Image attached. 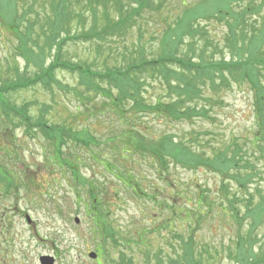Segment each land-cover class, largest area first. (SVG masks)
Wrapping results in <instances>:
<instances>
[{"label": "rangeland", "instance_id": "obj_1", "mask_svg": "<svg viewBox=\"0 0 264 264\" xmlns=\"http://www.w3.org/2000/svg\"><path fill=\"white\" fill-rule=\"evenodd\" d=\"M63 1L71 16L65 27L72 35L79 26L87 30L93 23L98 32L93 40L74 37L75 41L63 45L61 61L71 66L84 65L96 73L121 69L132 59H137L136 63L154 60L161 52V43H174L173 50L178 49L182 57H199L204 53L206 60L217 63L233 59L234 45L227 41V26L217 19L219 14L213 18L202 16L193 23L201 35H184L182 39L179 35L175 41L176 22L187 6H196L197 0H162L161 4L160 0H142L145 9L139 10L138 17L129 14L127 20L116 26L115 0L112 4L104 0L108 21L102 0ZM131 1L121 0V14L134 7ZM54 3L57 5L58 0H0V86L15 80L17 75L35 77L51 62L52 48L41 32L49 26ZM201 4L211 15L217 8L214 2ZM154 5L159 9L153 10ZM77 16L85 20L79 24ZM246 17L249 23L262 26L264 9ZM167 30L171 31V38L162 42ZM260 40L258 34L252 43L255 47L263 45L264 53ZM23 51L28 55L26 60L21 56ZM55 74L68 89H78V96H84L85 101L75 98L70 91L48 92L40 84L10 94L9 101L17 107L26 105L34 120L43 118L49 125L85 132L94 142L82 146L77 141L65 140L60 147L39 131L35 137L28 136L10 115L0 114V263L6 253L8 264H40L42 256L51 258L53 264H168L182 256V241L189 237H193L197 264H239L241 250L256 255L264 252V212L260 217L245 216L244 208L248 196H252L254 206L264 199V146L253 140V99L246 87L231 83L217 94L201 88L190 107L195 105L201 110L207 105V119H164L139 111L133 113L131 104L124 103V110L129 112L126 125L104 102L100 92L95 95V91L87 93L85 88L89 87L81 88L76 74L64 69ZM140 77L144 85L139 91L143 104L154 106L157 100L169 103L167 97L174 96L170 86H162L163 80L160 84L149 74L142 73ZM93 82L94 89L108 91L111 99L117 97L116 90H110L107 82ZM88 98L92 100L86 102ZM131 130L137 142H159L167 137L203 158L226 153L231 145L238 146L244 151L243 157L256 158L251 160L254 169L248 172L241 168L238 178L242 183L245 175L253 176L241 190L234 180L226 178L229 175L224 174L226 179L222 183V176L212 170H186L171 160L167 171L158 173L148 156L128 152L127 146H123L127 138L122 134ZM60 149L59 161L76 165L77 180L67 167L56 163L55 151L59 154ZM244 162L242 159L239 167ZM126 171L141 192L154 196L157 203L136 197L121 184L119 175ZM86 181L93 187L92 197L102 203L98 209L93 207L95 211L90 208V193L83 190ZM223 186L227 201L235 203L229 209L221 193ZM97 190L102 192L97 194ZM79 196L84 202L78 201ZM200 197L205 203L199 201ZM25 215L32 225H27ZM103 231H114L113 240H107L110 233L103 235ZM90 252L97 254L96 260L88 258Z\"/></svg>", "mask_w": 264, "mask_h": 264}, {"label": "trees", "instance_id": "obj_2", "mask_svg": "<svg viewBox=\"0 0 264 264\" xmlns=\"http://www.w3.org/2000/svg\"><path fill=\"white\" fill-rule=\"evenodd\" d=\"M112 4L113 0H109ZM151 1V0H148ZM197 0L196 6H187L182 11V18L179 19L176 26L177 37L175 41H178L179 35L181 39L184 35L193 36V34L201 35L200 31L193 28V23L203 16L213 18L214 14L218 15V20H222L227 26L229 36H227V41L232 43L234 46L233 49V59L231 61H221L220 63L214 62L213 59L206 60L204 56H179L178 49L173 50L171 43H161V52L154 60H141L136 63L137 59H132V61L126 62L121 65V69L106 70L103 73H96L92 71L89 67L84 65H74L64 63L61 61L62 58V47L67 42L75 41L74 37L77 40H93L98 37V32L95 31V23L92 24L90 29H85V26H79L77 33L72 35L71 30L68 29V23L71 19L70 12L66 9L65 2L63 0H58V3L52 4V18H50V23L48 28L45 31H42V37L49 40L50 47L52 48V58L51 62L48 63L45 67H42L35 77H17L15 80L5 81L0 86V114L1 115H10L13 120H16V123L21 125L26 134L30 137H35L36 132L43 133L48 140H52L56 145L60 147L65 143V140L77 141V144L82 146H88L94 142L93 139L89 138V135L85 132H75L70 128L64 126H54L49 125L43 118L33 119L30 117L26 105L17 107L15 104L9 101L8 96L17 91L27 89L31 86L40 84L47 90L52 93V89H57L59 92L67 94V91H70L74 94L75 98H79L81 101H85L84 96H78L77 92L74 89H68L66 86L62 85L56 77V71L59 69H64L69 71L71 74H76L79 78L81 88H85L87 93L95 91V95L100 92L104 102L108 104L109 108L123 121L126 125H129L127 122L126 115L129 116L124 110V103L131 104V110L133 113L136 111L143 112L144 114H154V116H161L164 119L182 118L185 121H189L192 117L201 116V118H208V108L207 105L201 110L194 105L193 101L195 97L198 96L200 89L205 88L208 93L217 94V91L221 88H226L231 83H235L237 87H246L252 94V106L255 118L256 130L254 131V142L256 145L264 146V53L262 52V46L259 45L255 47L252 43L257 39L258 34L261 35L260 43H264V20L262 21V26L252 24L248 22L249 14L260 13L262 8L264 9V0ZM53 2V0H52ZM105 2L101 1V7L104 9L105 20L108 21L109 15L106 11L108 8L105 6ZM114 2V1H113ZM133 6L129 12L125 15L121 14V0H115V8L117 12V20L115 26L121 22L123 19H128V15L137 16L139 15V10L143 11L145 7L142 5V0H132ZM145 2V0H144ZM155 3V0L152 1ZM163 1L160 0V4ZM213 2L217 4V8L214 10V13L211 15L203 9L205 6L201 3ZM152 3V4H153ZM156 4H158L156 2ZM238 6V8H234ZM155 9L158 10L159 7L154 5ZM189 8V9H188ZM135 13V15H133ZM76 20L79 24L84 21L80 16L76 17ZM108 24V22H107ZM252 24V25H251ZM47 25V24H46ZM33 28L32 25L28 26ZM43 27V26H42ZM10 30L14 31L12 27H8ZM118 28L117 30H119ZM80 30V31H79ZM79 31V32H78ZM169 31V30H167ZM14 33V32H13ZM171 31L166 32L163 35L162 42L164 40H169L171 38ZM176 36V35H175ZM40 38V37H38ZM173 41V40H172ZM37 46L38 43H33ZM191 45V44H190ZM192 46V45H191ZM189 46V47H191ZM35 45H32L34 48ZM40 49V47H38ZM189 49V48H188ZM41 50V49H40ZM171 50V51H170ZM42 52V51H41ZM139 55V53H138ZM21 56L28 58V55L25 51L21 52ZM143 57V56H142ZM197 58V62L196 61ZM140 59V58H139ZM224 60V59H223ZM142 73L150 75L151 79L162 82V86L165 85L173 91L174 96H168L169 103L163 104L161 100H157L154 106H149L143 104V101L140 99V90L143 89L144 85L141 80ZM33 75V74H32ZM94 81L98 82H107L110 90H116L117 97L113 99L109 98L108 91L100 90L98 88L94 89ZM140 95V96H139ZM173 99H170L172 98ZM89 99V98H88ZM90 98L88 101H91ZM142 105H141V104ZM210 108L213 107V103L208 105ZM205 115V116H204ZM198 118V117H197ZM126 136L127 138L123 142V146H127L128 152L140 153L143 156H148L152 162L158 168V173L167 171L169 161L171 160L172 164L178 165L182 169L195 171L197 169H209L218 173L222 176V183L224 179L234 180L239 189L244 190L245 186L248 185L247 180L251 179L253 175H245L243 182L239 180V171L241 168H244L245 171H252L254 169V162H252L253 156H242L244 152L238 146L231 145L225 152L222 154H217V156L203 158L200 153L191 152L189 147L182 143H173L169 138H162L159 142H147L144 143L138 139V142L135 141L134 131H127L126 135L123 133L122 137ZM142 140L143 138L140 137ZM89 143V144H88ZM98 144V143H96ZM232 144V143H231ZM122 146V148H123ZM231 147L234 150H231ZM58 148V147H57ZM127 152V151H126ZM56 163H59L61 166L67 167L71 173L75 174L74 179H78L77 167L72 162H61L59 161L62 154L61 149L59 154L55 151ZM242 159L246 163H250L248 166L243 164V167H239L242 163ZM252 160V161H251ZM75 162V159H72ZM116 171V169H113ZM254 173H257L254 171ZM118 174V173H117ZM229 177L225 178V175ZM242 175V174H240ZM118 177V175H117ZM121 178V184L130 189L136 197L143 196L146 199L156 202L154 196L148 197L143 194L140 190L139 184L134 181V178L128 174V171L119 175ZM248 178V179H247ZM85 187V188H84ZM83 190L90 193V199L92 204L90 208L94 210V206L98 209L102 207V203L98 201L95 197H92L91 194V185L86 181ZM87 188V189H86ZM226 187H221V193L224 199L227 201V194L225 190ZM97 194L102 191L97 190ZM79 195V193H78ZM264 198V197H263ZM141 199V197H140ZM222 199V201H224ZM79 202L82 203L83 199L79 196ZM200 202H203V197H200ZM84 202V201H83ZM264 199L261 200V204L253 205L252 196H248L245 201V216L251 217H260L262 210L264 212ZM228 209L229 206L234 205V202L227 201ZM260 206L262 208H260ZM260 210V212H259ZM95 211V210H94ZM234 218H237V215H233ZM95 217V216H93ZM101 217L98 215L96 218ZM101 222L100 220H98ZM107 224V222H106ZM101 226V225H100ZM110 233L108 231H103L105 233ZM115 235L114 231L106 236V238L112 239ZM115 241V240H114ZM193 237H189L187 241H182V256L177 259L169 260L168 264H197L196 259L193 257ZM115 244V242H114ZM248 250H251L248 249ZM241 254V259L239 264H264V252H260L258 255L256 253H246L242 250L239 252ZM199 264V263H198Z\"/></svg>", "mask_w": 264, "mask_h": 264}, {"label": "water", "instance_id": "obj_3", "mask_svg": "<svg viewBox=\"0 0 264 264\" xmlns=\"http://www.w3.org/2000/svg\"><path fill=\"white\" fill-rule=\"evenodd\" d=\"M25 220L27 221L28 224L30 223V220H29L28 217H26ZM76 222H77V221H76ZM88 257H89L90 259L93 260V259L96 258V255H95L94 253H90V254L88 255ZM40 263H41V264H52L53 261H52L50 258L43 257V258H40Z\"/></svg>", "mask_w": 264, "mask_h": 264}, {"label": "flooded vegetation", "instance_id": "obj_4", "mask_svg": "<svg viewBox=\"0 0 264 264\" xmlns=\"http://www.w3.org/2000/svg\"><path fill=\"white\" fill-rule=\"evenodd\" d=\"M34 226V225H33ZM5 251V250H4ZM3 255V258H2V260H1V263L0 264H8V262H7V254L6 253H4V254H2Z\"/></svg>", "mask_w": 264, "mask_h": 264}]
</instances>
